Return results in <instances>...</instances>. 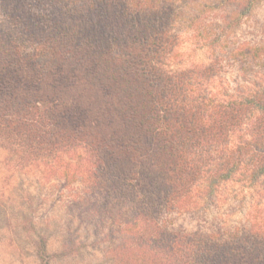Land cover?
<instances>
[{"label": "trees", "instance_id": "1", "mask_svg": "<svg viewBox=\"0 0 264 264\" xmlns=\"http://www.w3.org/2000/svg\"><path fill=\"white\" fill-rule=\"evenodd\" d=\"M192 1L198 15L188 28L212 8ZM241 1L239 13L202 30L207 46L239 67L231 91L214 87L221 60L167 69L187 19L173 0H29V21L4 6L0 131L65 188L81 183L71 205L80 217L109 221L120 239L115 264H264V198L259 215L233 228L187 232L169 223L213 207L237 177L264 196V87L242 80L264 72V42L227 47L261 0ZM38 254L47 258L45 239Z\"/></svg>", "mask_w": 264, "mask_h": 264}, {"label": "rangeland", "instance_id": "2", "mask_svg": "<svg viewBox=\"0 0 264 264\" xmlns=\"http://www.w3.org/2000/svg\"><path fill=\"white\" fill-rule=\"evenodd\" d=\"M173 1L174 6L182 7L187 19L177 26L179 39L167 59V69L178 71L204 67L215 60H221L220 64L224 67L214 80V87L218 89L222 85L231 91L236 85L234 81L239 76V67L228 64L230 59L226 60L228 52L225 49H210L202 38L209 32L206 34L202 30H209L210 24L222 25L221 21L241 11L239 5H243V2L208 0L212 8L207 9L202 18L198 19V27L188 28V21L198 15L193 1ZM4 6L14 19L29 21V0H16L15 3L0 0V39L6 40L8 37L2 33L9 31V22L4 16ZM232 31L227 42L229 49L237 44L264 42V0L256 3L250 14L241 18L239 26ZM30 46L26 41L25 47H29V51ZM246 73L242 76L245 84L260 82L264 87L263 70ZM13 139L0 131V264H46L47 260L50 264H115L112 251L119 245L120 239L111 235L113 228H110L109 221H100L99 216L89 220L80 217L82 211L71 205L78 199L76 196L82 193L81 183L73 182L65 188V180L59 174L49 173L45 164L30 165L29 150L22 148L20 140ZM241 179L237 177L221 186L216 194L217 203L213 207L195 216H172L169 219L170 225L187 232L211 229L221 224L233 228L245 224L248 217L259 215L256 206L263 201L264 196H261L258 188L246 187ZM41 239L47 242L48 259L39 258ZM70 241H74L75 246L70 249L69 255L52 257L53 254L66 251L65 246Z\"/></svg>", "mask_w": 264, "mask_h": 264}]
</instances>
